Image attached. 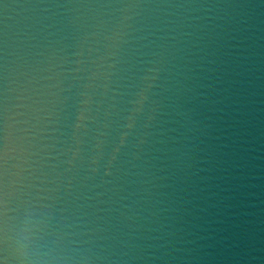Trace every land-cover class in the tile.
I'll list each match as a JSON object with an SVG mask.
<instances>
[{
  "label": "water",
  "instance_id": "obj_1",
  "mask_svg": "<svg viewBox=\"0 0 264 264\" xmlns=\"http://www.w3.org/2000/svg\"><path fill=\"white\" fill-rule=\"evenodd\" d=\"M0 264H264V0H0Z\"/></svg>",
  "mask_w": 264,
  "mask_h": 264
}]
</instances>
